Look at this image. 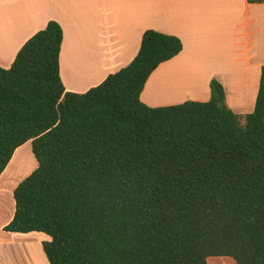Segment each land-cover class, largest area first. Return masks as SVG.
<instances>
[{
    "label": "trees",
    "instance_id": "1",
    "mask_svg": "<svg viewBox=\"0 0 264 264\" xmlns=\"http://www.w3.org/2000/svg\"><path fill=\"white\" fill-rule=\"evenodd\" d=\"M62 42L51 20L0 67V175L28 141L37 162L5 230L48 235L49 264H264V66L246 115L216 79L207 101L150 107L140 94L177 36L145 30L83 93L65 91Z\"/></svg>",
    "mask_w": 264,
    "mask_h": 264
},
{
    "label": "crops",
    "instance_id": "2",
    "mask_svg": "<svg viewBox=\"0 0 264 264\" xmlns=\"http://www.w3.org/2000/svg\"><path fill=\"white\" fill-rule=\"evenodd\" d=\"M51 20L63 30L59 70L65 91L83 93L128 65L144 31L153 29L177 36L183 48L151 73L140 94L143 103L207 101L216 79L232 111L254 110L264 66V2L0 0V67L9 68L24 43ZM25 148L32 157L28 141L0 175V264H49L42 248L48 235L5 230L14 216V190L35 169L18 174Z\"/></svg>",
    "mask_w": 264,
    "mask_h": 264
},
{
    "label": "rangeland",
    "instance_id": "3",
    "mask_svg": "<svg viewBox=\"0 0 264 264\" xmlns=\"http://www.w3.org/2000/svg\"><path fill=\"white\" fill-rule=\"evenodd\" d=\"M28 149L29 148H25V149L21 150V152H20V156L22 155V157H23L22 159L23 160H20V161L18 160L19 159L18 158V153H16V156H14V158H13V164L15 162L19 161V164H18V168H19V171H18L19 173L18 174L19 175H21L22 173L25 174V173L29 172L30 170H32L34 164H35V168L37 166V162H36V159H35L33 153H32V157H31L29 152H28ZM30 151H31V149H30ZM209 260H210L211 264H236L235 261L232 258L228 257V256H213V257H209L208 260H207L208 264H210Z\"/></svg>",
    "mask_w": 264,
    "mask_h": 264
},
{
    "label": "bare ground",
    "instance_id": "4",
    "mask_svg": "<svg viewBox=\"0 0 264 264\" xmlns=\"http://www.w3.org/2000/svg\"><path fill=\"white\" fill-rule=\"evenodd\" d=\"M176 90V89H175Z\"/></svg>",
    "mask_w": 264,
    "mask_h": 264
}]
</instances>
